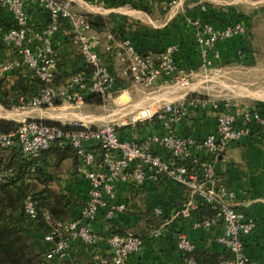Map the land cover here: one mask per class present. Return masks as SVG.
I'll return each mask as SVG.
<instances>
[{
  "label": "built area",
  "instance_id": "built-area-1",
  "mask_svg": "<svg viewBox=\"0 0 264 264\" xmlns=\"http://www.w3.org/2000/svg\"><path fill=\"white\" fill-rule=\"evenodd\" d=\"M48 13V23L38 29L28 22L24 0H0V7L10 14L15 28L0 34V72L20 77L26 84L38 89L29 97H20L18 109H45L55 101L78 107L87 96H99L110 100L116 92L117 76L100 62L98 49L106 53L113 47L115 37L120 40L118 57L126 67L120 78L127 79L132 87L150 88L158 79L171 78L181 90H188L199 76L202 82L215 68L219 43L237 37L248 39V28L239 22H227L214 26L201 20L191 22L193 41L198 47L200 67L198 72L185 70L175 59L172 46L161 50L142 51L121 34L102 32L93 27L86 18L71 9L70 0H37ZM205 11V7H202ZM67 29L83 65L90 69L84 75L75 73L54 85L57 57L53 47V36L60 29ZM211 108L214 112L215 130L201 138L177 136L174 127L191 112ZM156 121L163 131L146 135L141 140H122L118 136L119 126L106 122L101 126L82 122L70 123L67 129L49 125L45 121H24L15 130L0 133V150L17 148L31 158L28 172L35 174L41 166L43 152L53 144L68 145L77 161L86 170L88 193L78 214L58 225L43 236L44 242L52 243L50 251L43 255L46 261L65 259L73 243L94 247L102 241L106 254L97 259V264H126L143 247V239L135 234L112 233L106 237L90 228V223L101 214L110 222L117 214L128 210L115 194L114 183L131 181L136 187L147 182L171 180L182 187L187 199L180 212L190 217L201 207L215 211L211 218L197 219V228L221 225L216 243L222 248L224 257L220 264H248L244 252V237L253 232L257 222L249 217L236 202V196L227 186L215 178L214 166L230 143L241 140H256L264 135V111L259 105L248 106L232 100L212 102L207 99L188 98L183 103H169L156 108L154 104L136 110L127 125L136 127L140 123ZM121 125H124L122 123ZM120 125V126H121ZM23 213L30 220L36 218L34 202L28 197L23 203ZM161 214L160 209H155ZM160 231L153 233L159 236ZM177 248L189 253L194 246L180 235ZM188 264H195L188 260Z\"/></svg>",
  "mask_w": 264,
  "mask_h": 264
},
{
  "label": "crops",
  "instance_id": "crops-1",
  "mask_svg": "<svg viewBox=\"0 0 264 264\" xmlns=\"http://www.w3.org/2000/svg\"><path fill=\"white\" fill-rule=\"evenodd\" d=\"M24 1L31 28L38 29L46 25L49 16L38 1ZM70 4L71 9L78 14L109 20L108 26L98 28L102 35L112 30V33L121 34L146 52L174 47L178 65L194 72L199 71L201 61L192 36L193 20L205 21L214 26L231 21L239 22L248 28L250 37L252 29L254 43L259 40V45H264V0H70ZM203 6L205 11L202 10ZM8 18H11L8 11L0 7V19ZM252 20L261 21V29L252 27ZM250 37L246 40V45L252 41ZM240 42L245 41L234 37L219 43L216 47L219 51L216 63L224 60L233 61L232 64H245L249 58L248 53L235 54L241 46ZM53 47L57 57L55 73L62 81L75 73H90L89 68L83 67L67 29L62 28L53 36ZM119 51L120 40L116 37L109 53L102 46L98 49L100 62L118 78L116 92L109 100L113 104L112 113L103 119L104 123L112 122L119 126L117 132L122 140L137 141L146 135L161 133L163 128L156 121L140 123L136 127L127 125V121L136 110L146 105L154 104L159 108L169 103H183L194 93L191 87L197 84L193 83L188 90H181L171 78H163L156 80L148 89L132 87L129 80L120 78L126 64L120 61ZM5 56L0 51V57ZM0 75L3 78L0 81L3 80L8 88L12 87L16 76L1 72ZM194 81L202 82V79L199 76ZM27 85L36 89V85ZM123 98L125 101H122ZM104 105L95 106L100 108ZM261 108L264 111V105ZM214 130L215 119L211 108L191 112L174 127L175 135L180 137L201 138ZM263 142L264 135L256 140L230 143L214 166L216 180L234 192L239 207L257 222L255 230L244 237V252L249 259L248 264H264V154L258 147ZM38 170L50 180L55 190L69 196V219L76 216L87 199L89 188L85 178L86 170L77 159H65L57 163L55 155L44 154ZM114 187L117 199L126 204L128 210L117 214L110 222L105 221L101 213L90 223V228L103 237L112 234L111 227L122 235L135 234L141 237L143 247L126 264H188L184 253L177 248L180 235H184L194 249L217 254L220 261L224 257L222 248L216 243L221 225L195 227L194 222L200 219L199 210L190 217L181 216L187 194L175 182L161 180L136 187L131 181L125 180L114 183ZM157 208L161 212L159 215L155 213ZM30 222L27 224V233L44 255L50 251L52 243L44 242L43 235ZM156 230L160 231L158 237L153 236ZM105 254L106 247L102 241L94 247L73 243L65 259L49 262L67 264L69 260L80 257L97 264V259Z\"/></svg>",
  "mask_w": 264,
  "mask_h": 264
},
{
  "label": "trees",
  "instance_id": "trees-1",
  "mask_svg": "<svg viewBox=\"0 0 264 264\" xmlns=\"http://www.w3.org/2000/svg\"><path fill=\"white\" fill-rule=\"evenodd\" d=\"M84 17L96 28L109 25V20L99 16L85 15ZM15 27L11 18L0 19V34L6 29ZM111 32L113 31L111 30ZM243 41L245 42H240L241 46L236 52L246 53L247 41ZM83 67L85 68L84 65ZM17 77L13 78L10 88L0 81V106L7 109L21 107L18 99L20 97L27 98L38 89V87L30 88ZM61 83L62 79L55 73L54 85L58 86ZM189 98H194V96L189 95ZM85 102L99 106L103 105L105 101L99 96L91 95L86 97ZM59 105L58 101L53 103L54 107ZM46 123L67 129V126L61 124ZM16 128L14 122L0 120V133H8ZM44 154L55 155L57 163L65 159L76 158L75 153L68 145H59L58 143L43 152L42 156ZM31 163V158L22 154L17 148L0 150V264H51L43 258L42 252L27 233L26 228L30 220L23 213V203L28 197L33 200L36 211V218L30 223L43 236L58 225L64 224L70 216L68 207L71 200L69 196L55 190L50 180L41 174L40 170H37L35 174L29 173L28 168ZM214 214L215 211L207 206L201 207L198 212L200 219L211 218ZM110 230L112 233L120 234L113 227ZM184 256L195 264H220L219 255L205 250L194 249L189 253H184ZM67 264H95V262L76 257L69 260Z\"/></svg>",
  "mask_w": 264,
  "mask_h": 264
},
{
  "label": "rangeland",
  "instance_id": "rangeland-1",
  "mask_svg": "<svg viewBox=\"0 0 264 264\" xmlns=\"http://www.w3.org/2000/svg\"><path fill=\"white\" fill-rule=\"evenodd\" d=\"M251 23L252 27L257 26L259 29L263 25L261 21L256 20H252ZM250 31L251 37L249 35L248 37L251 41L253 32L252 29ZM259 44V40H256L255 43L252 40L246 46L249 58L245 64H232L233 61L224 60L217 62L215 66L219 72H212L204 82L195 81L194 83L197 85L191 87L194 91L191 95L195 99H207L212 102L232 100L248 106L264 105V45L260 46ZM1 79L3 78L0 75ZM122 101H125V98ZM104 104L100 108L89 103L78 107L61 104L45 109H18L17 107L7 109L0 106V120L12 121L17 127L24 121L32 119L64 125L82 122L87 125L101 126L105 121L103 119L112 113L113 108V104L109 100ZM258 147L264 154V142Z\"/></svg>",
  "mask_w": 264,
  "mask_h": 264
}]
</instances>
